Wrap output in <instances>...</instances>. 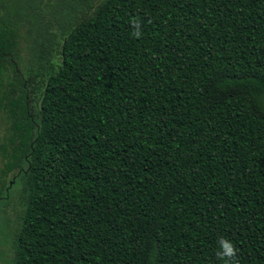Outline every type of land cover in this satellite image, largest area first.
<instances>
[{"label": "trees", "instance_id": "16d2710c", "mask_svg": "<svg viewBox=\"0 0 264 264\" xmlns=\"http://www.w3.org/2000/svg\"><path fill=\"white\" fill-rule=\"evenodd\" d=\"M74 1L0 6L10 264H264V0Z\"/></svg>", "mask_w": 264, "mask_h": 264}, {"label": "rangeland", "instance_id": "374dc122", "mask_svg": "<svg viewBox=\"0 0 264 264\" xmlns=\"http://www.w3.org/2000/svg\"><path fill=\"white\" fill-rule=\"evenodd\" d=\"M98 1L99 0H86L88 4L90 3L92 5L97 3ZM16 5H29L32 12L38 14L34 15L32 13V16L30 17V19L32 20L31 22H33L34 20V25L37 23L49 22V20H51L52 27L55 28L57 25L59 26V23L63 22L62 17L64 16H60L59 21L57 22L54 21L52 15L56 11H59V7L64 5L65 7L70 6L71 8H73L76 6V3L74 0H0V6H5L8 9H12ZM65 7L62 9L63 11L67 10V8ZM21 18L22 16L20 15L19 20H21ZM1 120L2 119L0 118V142H2L4 132V124ZM1 169L2 159L0 155V173ZM11 177L12 176L6 179L0 177V187L1 183L9 180L11 181ZM19 191L20 186L16 185V188L13 187L10 190L7 200H0V264L11 263L13 236L19 224V217L22 211Z\"/></svg>", "mask_w": 264, "mask_h": 264}, {"label": "clouds", "instance_id": "9594fccd", "mask_svg": "<svg viewBox=\"0 0 264 264\" xmlns=\"http://www.w3.org/2000/svg\"><path fill=\"white\" fill-rule=\"evenodd\" d=\"M132 27V36L136 38L141 37L143 33L141 31L142 25L140 24V22L133 20ZM217 244L219 250L216 254L218 258L224 261V264H238V261L236 260L237 249L230 240H227L224 237H220L217 241Z\"/></svg>", "mask_w": 264, "mask_h": 264}]
</instances>
